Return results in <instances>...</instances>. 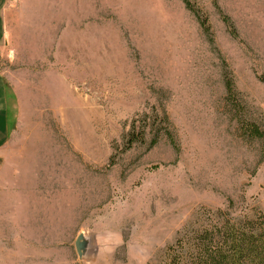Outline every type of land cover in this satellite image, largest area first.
<instances>
[{
    "label": "rangeland",
    "instance_id": "rangeland-1",
    "mask_svg": "<svg viewBox=\"0 0 264 264\" xmlns=\"http://www.w3.org/2000/svg\"><path fill=\"white\" fill-rule=\"evenodd\" d=\"M191 2L214 44L183 0H12L0 264H168L217 211L264 216V140L224 77L264 130V0Z\"/></svg>",
    "mask_w": 264,
    "mask_h": 264
},
{
    "label": "trees",
    "instance_id": "trees-1",
    "mask_svg": "<svg viewBox=\"0 0 264 264\" xmlns=\"http://www.w3.org/2000/svg\"><path fill=\"white\" fill-rule=\"evenodd\" d=\"M186 8L199 20L201 27L214 44V35L208 17L191 0H183ZM224 21L232 36L238 37L229 17ZM228 100L236 109L242 129L250 139L264 140V130L255 123L243 119L244 109L236 100L233 78L225 73ZM264 84V76L260 77ZM144 132L135 133V126L129 136L128 148L144 143ZM206 226L189 231L169 249L168 264H264V216H232L217 211Z\"/></svg>",
    "mask_w": 264,
    "mask_h": 264
},
{
    "label": "crops",
    "instance_id": "crops-1",
    "mask_svg": "<svg viewBox=\"0 0 264 264\" xmlns=\"http://www.w3.org/2000/svg\"><path fill=\"white\" fill-rule=\"evenodd\" d=\"M12 0H0V48L6 42L7 13ZM19 102L16 93L8 85L5 74L0 72V158L2 151L9 143L17 123Z\"/></svg>",
    "mask_w": 264,
    "mask_h": 264
},
{
    "label": "water",
    "instance_id": "water-1",
    "mask_svg": "<svg viewBox=\"0 0 264 264\" xmlns=\"http://www.w3.org/2000/svg\"><path fill=\"white\" fill-rule=\"evenodd\" d=\"M80 243H81V238H79L78 241H77L78 252L81 255V251H80V248H79Z\"/></svg>",
    "mask_w": 264,
    "mask_h": 264
}]
</instances>
